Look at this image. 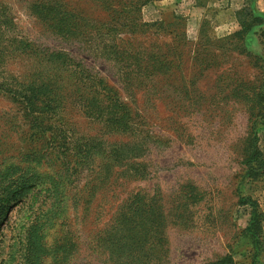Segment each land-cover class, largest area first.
Masks as SVG:
<instances>
[{"label":"rangeland","instance_id":"374dc122","mask_svg":"<svg viewBox=\"0 0 264 264\" xmlns=\"http://www.w3.org/2000/svg\"><path fill=\"white\" fill-rule=\"evenodd\" d=\"M191 3L0 0V264H113L118 208L152 200L165 264H264V46Z\"/></svg>","mask_w":264,"mask_h":264},{"label":"trees","instance_id":"16d2710c","mask_svg":"<svg viewBox=\"0 0 264 264\" xmlns=\"http://www.w3.org/2000/svg\"><path fill=\"white\" fill-rule=\"evenodd\" d=\"M249 7L245 6L239 10V13H236L239 24V30L236 32L244 36L246 45L251 46L261 42L264 46V29L260 34L262 40H259L257 35L259 29L264 25V13H255ZM243 10H249V13L255 16L252 23L245 24L240 19L239 14ZM260 95L264 98V91ZM260 104L261 111L263 110L260 116L264 117V105L262 102ZM246 154L247 163L254 160L260 164L257 169L251 167V176L256 178L257 173L264 174V154L258 146L257 133H254L252 142L247 145ZM90 155L91 152L88 151V157ZM98 179L96 178V182ZM57 187L60 185L54 183L50 190L56 193ZM153 201L141 206L134 202L118 208L110 224V229L107 230L103 239L106 246L109 245L111 248L109 260L113 264H165V213L163 208L156 207ZM251 204L250 223L245 232L250 234L249 237L254 244L253 248L259 249L260 252L264 248L262 214L257 213L256 201L252 200ZM257 253L255 251V255ZM230 262L231 255L220 259L215 264H229Z\"/></svg>","mask_w":264,"mask_h":264},{"label":"crops","instance_id":"0c3cea01","mask_svg":"<svg viewBox=\"0 0 264 264\" xmlns=\"http://www.w3.org/2000/svg\"><path fill=\"white\" fill-rule=\"evenodd\" d=\"M190 1L192 3L191 6L187 9L188 13H204L210 9L217 10V8L221 9L223 6H226L225 8H223V10H220L221 13H234L236 22V13H239V10L245 6H250L249 8H252L255 13H264V5L262 4L263 0H208L206 3H199L198 0ZM178 7L181 8L182 6L179 5ZM216 13H219L218 10L216 11Z\"/></svg>","mask_w":264,"mask_h":264}]
</instances>
